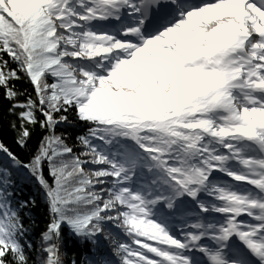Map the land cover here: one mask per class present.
<instances>
[{
	"label": "snow or ice",
	"instance_id": "1",
	"mask_svg": "<svg viewBox=\"0 0 264 264\" xmlns=\"http://www.w3.org/2000/svg\"><path fill=\"white\" fill-rule=\"evenodd\" d=\"M0 94V264H264V0H0Z\"/></svg>",
	"mask_w": 264,
	"mask_h": 264
},
{
	"label": "trees",
	"instance_id": "2",
	"mask_svg": "<svg viewBox=\"0 0 264 264\" xmlns=\"http://www.w3.org/2000/svg\"><path fill=\"white\" fill-rule=\"evenodd\" d=\"M18 89H28L31 91V86L27 84L26 82H18L17 83ZM23 99V97H21ZM9 103L7 100L3 99L2 94H0V139L14 152L19 154L23 158H27L29 152L31 150H34L36 147V144L39 139V135H34L33 139L29 142L28 149L21 150L14 142V136L15 133L8 127V122L14 117L9 116L7 109L9 107ZM71 118V117H70ZM85 131L84 126L80 124H74L69 127H59L57 128V132H64L68 136V143L72 144L75 142L76 136L80 135ZM2 154H0V161H2ZM22 185L26 184V182H21ZM31 195L33 198L36 199L37 204L35 208H32L30 210H25L27 212V215L24 216V223L25 225L32 226V231L30 235V239L32 240L33 244L35 245L36 242L39 239V235L41 231H43L44 226L47 222V216H46V207L43 202V198L40 196V194L37 192V190L34 187L23 186L22 192L20 194V198H28V196ZM24 215V213H22ZM34 221V224L32 223ZM66 234V230H65ZM89 245H83L77 242L74 239L67 238L64 241L63 251L67 254L66 255V261L65 264H70L71 259L75 258L79 264V261L86 255L89 254ZM101 251H110V248L108 247V244L106 241H103L101 239ZM31 255H35L32 253Z\"/></svg>",
	"mask_w": 264,
	"mask_h": 264
}]
</instances>
